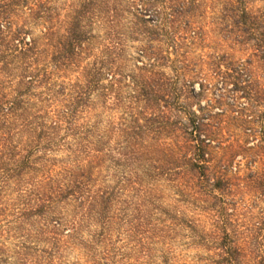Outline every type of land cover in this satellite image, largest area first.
Masks as SVG:
<instances>
[{
	"label": "rangeland",
	"instance_id": "1",
	"mask_svg": "<svg viewBox=\"0 0 264 264\" xmlns=\"http://www.w3.org/2000/svg\"><path fill=\"white\" fill-rule=\"evenodd\" d=\"M77 5L79 0H16L9 14L10 32L0 45L8 61L0 69L4 86L13 87L21 74L38 72L41 84L31 87L30 101L46 110L58 109L69 99L71 86L84 83L87 70L101 66L105 95L93 91L91 108L77 114L80 119L98 115L100 125L108 128L107 122L119 118L124 128L132 119L144 124V119L154 117L155 130L161 128L145 136L144 145L154 150L152 163L160 167L183 165L180 156L190 155L191 139L199 133L210 140L208 165L229 159L227 173L234 185L214 198L217 192L190 193V177L183 168L173 180L157 177L152 204L142 197L121 196L116 206L113 201L129 222L120 220L115 227H60L57 232L64 241L55 257L41 251L49 245L41 240V219L12 223L6 227L10 252L4 264H264V191L255 177H248L264 173V156L257 147L244 150L258 143L262 124L243 121L264 113V0H162L150 5L141 0H105L85 14L80 46L66 64L61 57L68 55L67 30ZM139 13L148 22H142ZM172 14L196 27L194 38L166 33L177 25L170 22L164 31L146 32ZM171 39L178 45L172 46ZM29 40L34 42L30 50L25 44ZM239 67H247L245 73L251 77L249 96L231 78H223ZM157 81L164 83L166 96L150 110L142 89ZM246 127L254 128L252 135ZM109 145L113 147L112 141ZM176 145L174 160L169 150ZM109 154L116 156L114 151ZM50 156L57 165L70 159L67 149ZM105 164L111 174V163ZM7 194L13 199L18 195L12 189ZM149 213L155 227H133ZM222 227L231 241L222 242ZM22 240L29 245L26 251L17 248ZM236 244L243 248L237 257L231 252Z\"/></svg>",
	"mask_w": 264,
	"mask_h": 264
},
{
	"label": "trees",
	"instance_id": "2",
	"mask_svg": "<svg viewBox=\"0 0 264 264\" xmlns=\"http://www.w3.org/2000/svg\"><path fill=\"white\" fill-rule=\"evenodd\" d=\"M104 1L79 0V5L74 11L73 24L67 30L68 55L61 57V61L66 64L72 62L71 57L76 54L83 36L81 23L85 14L93 12ZM141 1L143 5H150L151 2L162 0ZM15 4L16 0H0V45L3 37L10 32L9 14ZM38 7L41 9V2ZM173 15L155 24L154 30L146 27V32L153 35L163 30L166 23L170 22L177 25L170 32L165 31L166 33H177L178 38H194L198 32L196 27L189 20H179L180 15ZM36 16L40 15L36 13ZM139 16L142 22H148L144 15ZM171 42L172 46L178 45L176 39H171ZM33 43L32 40L25 42L29 46L28 50L33 48ZM17 46L13 45L14 48ZM158 58L160 57L155 56V60ZM6 59L5 53L0 50V62L3 64L1 70L7 66ZM247 63L250 64V61ZM153 65L154 63H151L149 67L152 68ZM246 69L247 67L231 69L232 73L224 74L223 78H231L232 84L241 86L243 94L249 96L251 77L245 73ZM103 75L101 66H93L87 70L84 83L71 86L70 92L67 93L69 99H65L62 108L49 107L47 110L29 99V96L33 95L31 87L41 84V74L38 72L21 74L20 81L13 87H5L4 82L0 81V264L6 263L9 258L10 251L6 244L9 230L6 227H12V223L14 226L17 223L21 225L23 222H31L33 218L41 219V240L49 243L48 249L41 251L48 257H55L56 250L64 241L57 232L60 227H115L120 220L129 222L124 218V209L113 207V201L115 200L116 206L119 202L117 199L121 196L142 197L152 204V191L157 177L164 176L173 180L172 178L179 174V169L183 168L190 177V187H187L190 193L197 194L204 190L207 194L217 192L213 194L214 198L226 194L234 185L227 173L229 159L220 161L215 166L208 165L209 159L205 154L210 140L201 138L199 133L191 139L193 144L190 145V155L180 156L183 165L160 167L152 163L154 150L150 149L149 145H144L145 136L161 128L155 130L157 127L153 125L156 122L154 117L144 119V124H138L137 119H132L124 128L121 127L123 123L119 118L117 121L107 122L108 128L100 125L101 121L96 119L98 115H95V119L85 117L86 119L81 120L77 114L83 113L85 107L91 108L90 97L93 91L98 90L100 96L105 95ZM108 82H112V77ZM163 86L162 81H157L142 89V96L150 110L156 109L159 102L165 100ZM117 92L115 91V96L118 95ZM261 115L264 113L255 115L257 119L243 120L246 125L262 124L256 134L259 135L258 143L246 146L244 150L252 151L257 147L264 156V117ZM162 122L159 121L161 126ZM193 128H197L194 121ZM246 128L249 130L248 135H252L254 128ZM111 141L112 148L109 147ZM60 149H67L70 159L68 162H58L57 165V161L50 155ZM178 150V145L169 150L174 160L178 158ZM111 151H114L116 156H111ZM107 161L111 163V169L113 168L111 174L106 173L110 169L109 165L105 164ZM248 177H255L254 179L263 186L262 192L264 191V173H252ZM11 189L18 194L14 199L5 197ZM116 211L117 215L121 213L122 216H116ZM150 213L132 226L155 227L149 219ZM222 228L223 235L220 238L222 242H227L231 235L225 227ZM245 230L249 231L248 228ZM70 232L71 228H68L65 235L68 240L71 238ZM232 233L237 234V231L232 230ZM17 248L26 251L29 245L22 240ZM231 249L235 257L242 255V245L236 244Z\"/></svg>",
	"mask_w": 264,
	"mask_h": 264
}]
</instances>
